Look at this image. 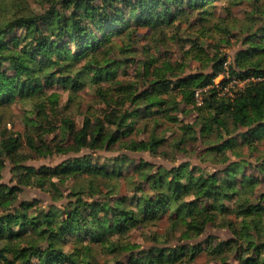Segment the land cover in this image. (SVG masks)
Wrapping results in <instances>:
<instances>
[{
    "label": "trees",
    "instance_id": "16d2710c",
    "mask_svg": "<svg viewBox=\"0 0 264 264\" xmlns=\"http://www.w3.org/2000/svg\"><path fill=\"white\" fill-rule=\"evenodd\" d=\"M32 1L40 11L29 0L11 1L10 7L0 0V108L40 99L24 131L0 130V171L7 159L15 180L0 183V264H197L202 252L219 264H264V192L258 194L264 182V79L247 81L234 97L219 94L213 79L225 70L228 58L216 52L201 60L205 50L194 38L183 40L191 43L185 54L199 59V69L184 73L185 64L152 56L139 71L148 83L144 90L116 78L117 67L129 58L115 55V37L126 31L132 37L133 24L153 31L171 25L178 29L177 20L189 22L194 14L204 22L216 0ZM228 1H247L248 9L241 28L245 46L227 67L241 79L264 78V0ZM54 84L67 85L72 95L93 87L105 105L102 117L85 116L80 127L62 117L56 128L47 106L55 114L59 97L45 90ZM196 89H201L200 103ZM193 109L196 119L183 124V136L174 145L197 140L199 133L208 147L198 157L219 166L212 172L204 173L190 160L166 167L145 159L136 165L126 154L101 158L79 153L120 142L141 115L176 120L174 110ZM51 131L48 140L45 133ZM239 143L247 144V156L257 151L256 175L243 172L248 158L227 162L229 152L241 155L234 148ZM25 144L36 155L74 154L55 166L35 167L23 164L30 156L23 152ZM123 144L130 151L156 154L163 138L152 131L147 139ZM120 175L129 194L119 191ZM25 186L46 191L51 202L20 201ZM231 213L237 221L228 217ZM165 214L168 224L161 239L155 230L145 236L147 246L130 239L132 230L154 225ZM208 224L227 226L232 235L198 239ZM100 253L108 256L102 262L96 258Z\"/></svg>",
    "mask_w": 264,
    "mask_h": 264
},
{
    "label": "rangeland",
    "instance_id": "374dc122",
    "mask_svg": "<svg viewBox=\"0 0 264 264\" xmlns=\"http://www.w3.org/2000/svg\"><path fill=\"white\" fill-rule=\"evenodd\" d=\"M5 1L8 3L9 7L11 5V1L17 2V0ZM214 4V8L212 9L213 14L208 16V19L204 22L197 21V15L194 14L189 16V22L185 19L181 21L177 20L175 24H178V29L171 25L164 27L162 30L153 31L148 26L133 24L131 27L135 28L136 32L132 37H130L128 31L118 37H115V55L118 58L121 56L129 58V60H124L120 66L117 67L116 78L124 81L123 83L125 84L134 82V85L136 86L135 89H137L138 92L144 90L148 86V83H146L145 79L141 77L139 71L141 69L142 62L144 60H149L152 56L156 60L167 59L172 62L178 61L181 64H185L186 67L184 68V73L199 69L200 63L196 61L199 59L197 57H193V55L190 56L189 54H185V52L191 48L190 42L183 41L188 38L197 39L199 44L203 45L205 52L201 53V60H206L214 56L216 52L223 53L229 60H233L235 52L245 46L241 37L246 33L241 28L244 25V22H246L245 17L248 9L247 1H242L232 5L228 0H216ZM29 5L33 10L40 11V6L36 1L29 0ZM227 7L230 10H226ZM16 32L18 31L16 30ZM121 46H126L128 49L122 51L120 50ZM201 67L209 70L208 67ZM7 72H11L10 69H7ZM217 80L220 79L217 78ZM45 90L46 93H56L59 97L55 114L52 109L50 110V104L47 106L51 121L56 128H59L61 123L60 119L62 117H69L78 127L81 126L85 116H90L93 119L95 116L102 117V111L105 108V105L100 101L99 97L94 92V88L91 86H86L84 89L79 90L75 95L71 94V89L67 85L61 86L54 84L45 88ZM39 100V98H36V100H19L12 102L7 107H1L0 130L6 126L7 129L12 131H24V124L27 116L33 115V112L35 111V104ZM179 107H182V104H180ZM188 108L190 110L191 107ZM208 111L210 112L208 109L203 110L204 115L207 116ZM171 114L177 119L168 120L165 117H159L157 121H153V117L155 116L154 114L151 116L141 115L136 119L131 133L124 137L120 142L111 145L107 149L106 147L96 151H92L91 149H82L79 153H94L96 156L101 158L126 154L133 159L136 165L140 160L145 159L157 165L161 164L166 167L190 160L194 164H200L204 173L219 169V166L214 164L211 160L206 159L203 161L200 157H198L205 150V148L208 147L207 142L202 140L204 137H202L199 133H197V140L187 139V142L179 145V147L174 145V143L180 140L183 136V124L192 123L196 119L197 111L195 109L189 112L174 110ZM199 128L200 125L197 123L196 129ZM152 131H154L158 137L163 138V144L159 148L160 151H158V153L151 154L148 151H130L124 147L123 142L126 140L128 141L131 138L135 140L147 139ZM45 136L48 140H51L54 136V131L45 133ZM23 139H25V135L23 136ZM262 145L264 146V142ZM234 148L241 152V155L238 156V154H231L229 152V160H227V162H231L232 160L239 159L241 157L247 161L248 158L251 163L248 165L246 163V166L243 168V172L245 174L248 173L256 175L257 171L254 167V158L258 155L257 151H255L253 155L247 156L249 148L246 143H239L234 146ZM23 152L25 154H30L29 157L23 160V164L33 165L35 167H39L41 165H48L52 167L74 154L73 152H69L65 154L54 153L36 155L32 153V150L27 144L23 146ZM12 168V164L6 159L4 167L0 171V183H7L9 185L15 184ZM132 169L133 167H130L128 172L131 173ZM221 174L222 173L220 172V175ZM117 180L119 191L122 192V194H129L130 192L127 188L126 179L120 175ZM101 189L103 192L106 190L104 187H101ZM262 192H264V182L258 187V194H261ZM18 194L20 201L37 200L39 205H45L51 202L50 195L38 187L25 186ZM261 201L264 204V195L262 196ZM228 217L236 221L238 220L234 213L228 214ZM167 219L168 214H165L154 225L150 224L148 226L132 230L130 239L139 242L143 246H147L146 244L148 241L145 240V236L151 235L154 230L155 232H158V238L161 239L162 236L160 234L164 233L167 228ZM231 235L232 233L227 226L220 227L216 224H208L205 232L198 239L201 240L207 236L227 239ZM193 239H196L194 235L192 236V240ZM107 257L108 256H103L101 253L96 255V258H99L100 262L104 260L103 258ZM122 257L123 259L126 258L125 255ZM196 263L219 264V262H210L209 256L205 252H202L197 257Z\"/></svg>",
    "mask_w": 264,
    "mask_h": 264
},
{
    "label": "built area",
    "instance_id": "2783aa9c",
    "mask_svg": "<svg viewBox=\"0 0 264 264\" xmlns=\"http://www.w3.org/2000/svg\"><path fill=\"white\" fill-rule=\"evenodd\" d=\"M229 59L225 62V70L213 79V85L218 88L219 94H226L230 97H234L238 90L242 89L245 83L249 80L264 79L262 77L248 76L243 79L238 78L234 73H231L227 67ZM219 78L220 80H217ZM211 85V84H210ZM200 90H195V96L200 103Z\"/></svg>",
    "mask_w": 264,
    "mask_h": 264
}]
</instances>
